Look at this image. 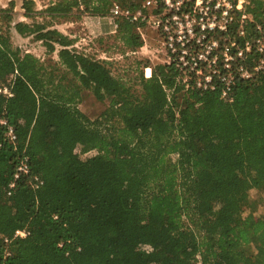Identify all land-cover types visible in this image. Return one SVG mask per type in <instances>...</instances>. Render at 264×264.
<instances>
[{
  "label": "trees",
  "instance_id": "trees-1",
  "mask_svg": "<svg viewBox=\"0 0 264 264\" xmlns=\"http://www.w3.org/2000/svg\"><path fill=\"white\" fill-rule=\"evenodd\" d=\"M117 1L140 7L83 3L107 16ZM255 3L261 21L264 2ZM34 4L24 0L27 17ZM80 5L62 0L45 11L67 17ZM137 27L122 18L132 51L143 45ZM13 28L59 59L15 47ZM74 43L0 7V87L12 93H0V264H264V217L255 216L264 202V73L239 82L228 101L220 87L186 89L160 64L141 74L138 92ZM87 91L109 101L99 117L79 107ZM79 147L97 153L83 160Z\"/></svg>",
  "mask_w": 264,
  "mask_h": 264
},
{
  "label": "built area",
  "instance_id": "built-area-1",
  "mask_svg": "<svg viewBox=\"0 0 264 264\" xmlns=\"http://www.w3.org/2000/svg\"><path fill=\"white\" fill-rule=\"evenodd\" d=\"M152 3L164 11L160 16L150 17L163 34L166 62L172 65L173 76L186 89L209 91L220 87L221 97L232 101L239 82L253 80L264 73V24L246 11L249 0H146L144 6ZM111 12L118 20L148 18L142 11L134 13L118 3ZM250 24L253 30L249 29ZM148 68L151 67L146 68V77L150 78L152 73L148 76ZM0 93L12 95L8 86L0 87ZM1 122L7 124L4 119ZM8 137L16 139L12 127ZM96 153L92 150L85 155ZM19 171L27 173V164L22 163ZM42 183L36 177V186ZM14 187L15 181L10 185ZM28 233L18 230L15 236L25 237ZM4 240L7 244L11 242L8 237Z\"/></svg>",
  "mask_w": 264,
  "mask_h": 264
},
{
  "label": "rangeland",
  "instance_id": "rangeland-1",
  "mask_svg": "<svg viewBox=\"0 0 264 264\" xmlns=\"http://www.w3.org/2000/svg\"><path fill=\"white\" fill-rule=\"evenodd\" d=\"M62 0H35L33 17L25 15L24 0H0V7H13L15 21L25 22H41L50 24L54 28H58L64 34L70 36L74 41V46L79 51L85 52L98 59H105L111 62V66L115 75L120 76L134 85L135 89L139 92V78L141 74L146 77V68L153 69L160 64H168L166 62L167 56L164 50V37L158 28L151 22L150 16H160L164 12L156 4L144 6L146 0H136L140 7L137 11L130 9L134 13H141V11L148 16L144 21L141 19L136 22L138 27L136 31L140 35L143 42L142 47L136 48L132 51L124 45L121 39V23L120 20L112 17L110 11L107 16L93 15L86 9L84 0L81 5L74 8L70 15L67 17H51L45 9L53 3ZM256 0H249L246 11L253 14L255 9ZM264 2V0H262ZM13 3V5H11ZM118 4L123 7L120 1ZM124 18V17H123ZM255 21V19H254ZM256 22V21H255ZM258 23L264 24V17ZM254 26L249 25V29L253 30ZM12 42L15 47H20L24 52H30L42 60H49L53 58L58 60V52L53 54L47 53V47L34 36H22L14 28L12 29ZM147 78V77H146ZM80 109L85 112L89 117L96 118L102 115L109 108V101L98 100L93 93L87 91L84 94L83 100L79 104ZM77 153L85 160L92 156V154L85 155L82 148L77 149ZM260 192L256 189L250 191L251 197H257ZM264 197V194H263ZM250 211L245 212L248 216ZM255 216L264 217V202L261 203Z\"/></svg>",
  "mask_w": 264,
  "mask_h": 264
},
{
  "label": "bare ground",
  "instance_id": "bare-ground-1",
  "mask_svg": "<svg viewBox=\"0 0 264 264\" xmlns=\"http://www.w3.org/2000/svg\"><path fill=\"white\" fill-rule=\"evenodd\" d=\"M147 74H148V76H150V74H151V68H148Z\"/></svg>",
  "mask_w": 264,
  "mask_h": 264
}]
</instances>
